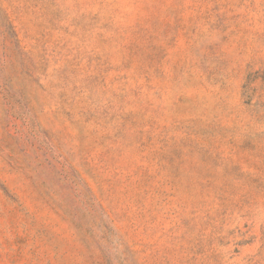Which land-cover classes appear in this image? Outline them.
Segmentation results:
<instances>
[{
    "label": "rangeland",
    "instance_id": "obj_1",
    "mask_svg": "<svg viewBox=\"0 0 264 264\" xmlns=\"http://www.w3.org/2000/svg\"><path fill=\"white\" fill-rule=\"evenodd\" d=\"M0 264H264V0H0Z\"/></svg>",
    "mask_w": 264,
    "mask_h": 264
}]
</instances>
